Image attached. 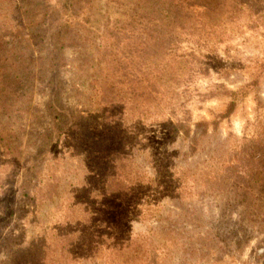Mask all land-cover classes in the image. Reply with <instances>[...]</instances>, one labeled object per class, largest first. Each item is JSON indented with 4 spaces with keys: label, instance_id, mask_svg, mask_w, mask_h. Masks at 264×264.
<instances>
[{
    "label": "rangeland",
    "instance_id": "1",
    "mask_svg": "<svg viewBox=\"0 0 264 264\" xmlns=\"http://www.w3.org/2000/svg\"><path fill=\"white\" fill-rule=\"evenodd\" d=\"M108 1H94L90 23L62 61L53 55L65 105L87 111L89 119L81 133L57 143L44 137L50 51L27 41L22 1L0 0V33L10 35L0 57V107L15 104L9 117L0 108V120L16 125L24 154L22 162L2 167L9 169L3 177L13 214L0 230V264H264V0H246L238 15L217 17L212 40L182 45L203 52L206 75H197L189 90L191 134L175 138L167 126L176 120V101L168 109L165 99L148 117L131 102L113 123L96 103L92 86ZM8 59L18 83L1 71ZM223 87L240 92L225 118L232 99ZM114 151L134 157L148 187L99 207L97 177ZM52 161L59 163L63 194L37 207L28 197L34 172ZM84 210L95 211L94 231L79 235L73 228L69 242L64 216L77 226ZM137 239L144 247L135 256Z\"/></svg>",
    "mask_w": 264,
    "mask_h": 264
},
{
    "label": "trees",
    "instance_id": "2",
    "mask_svg": "<svg viewBox=\"0 0 264 264\" xmlns=\"http://www.w3.org/2000/svg\"><path fill=\"white\" fill-rule=\"evenodd\" d=\"M21 1L26 21L23 29L28 37L27 41H34L37 46H45L50 51L48 60L44 59L50 68L46 73L49 75L47 85L51 91L46 103L48 127L44 131V137L61 143L70 136L81 133L89 119L87 111L82 109L75 113L65 105L62 78L57 73L60 64L53 55L59 53L60 61L63 60L64 52L74 45V41L81 36L80 31L86 29V25L90 23L95 12V0ZM245 3L246 0L108 1L105 40L97 58L100 72L92 86L100 110L106 112L111 121L121 115L118 111L126 109L132 102L134 111L148 117L153 109L161 108L165 99L168 100L165 104L168 109L173 108L176 101V110L173 109L176 111V120L168 123L169 133L174 138L189 137L192 114L187 106L190 97L188 94L196 76L206 75V69L203 59L200 58L203 52L193 47L186 50L182 45L193 42L199 45L212 40L220 26L217 17L238 15ZM9 45L10 35L1 32L0 57L7 52ZM9 61L1 71L6 74L13 73V81L18 83V69H15L14 62ZM223 89V95L230 96L232 100L221 118L227 117L233 111L240 95L239 91ZM11 91L15 95L12 87ZM204 97L208 99L210 96L204 94ZM13 106L15 104H7L0 108L9 113V117ZM9 119L0 120V230L13 214L9 210L13 195L10 197L11 190L5 186L3 177L9 169L2 167L22 162L24 155L16 125ZM106 160L97 177V186L102 192L99 207L104 204L105 199L108 201L118 196L134 199L148 187L146 175L138 168L131 154L114 151ZM58 165L59 163L52 161L42 170L34 172L35 186L28 197L35 206L44 207L62 197L63 178ZM71 209L75 215V208ZM8 212L9 217L6 218ZM94 214L95 211H82L79 216L80 224L77 226L73 225L70 216L67 219L64 216L63 221L66 222L69 218L70 223L64 230L68 232L66 237L69 242L73 240L70 235L73 228L78 227L76 231L79 235L94 231ZM64 246L69 247L66 243ZM133 246L135 252L132 254H140L144 247L142 239H137Z\"/></svg>",
    "mask_w": 264,
    "mask_h": 264
}]
</instances>
